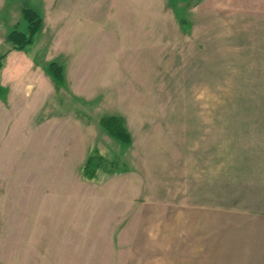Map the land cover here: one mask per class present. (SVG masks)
<instances>
[{
  "label": "rangeland",
  "instance_id": "rangeland-1",
  "mask_svg": "<svg viewBox=\"0 0 264 264\" xmlns=\"http://www.w3.org/2000/svg\"><path fill=\"white\" fill-rule=\"evenodd\" d=\"M199 1L0 0V264H26L25 246L133 264L132 245L205 242L208 210L264 214V60ZM24 8L43 26L21 52ZM94 155L113 167L88 179Z\"/></svg>",
  "mask_w": 264,
  "mask_h": 264
},
{
  "label": "crops",
  "instance_id": "crops-1",
  "mask_svg": "<svg viewBox=\"0 0 264 264\" xmlns=\"http://www.w3.org/2000/svg\"><path fill=\"white\" fill-rule=\"evenodd\" d=\"M203 2L197 5L204 6ZM216 4L218 9L213 11L219 21L224 18L221 11H232L228 19L232 25L227 26L236 29L237 43H247L250 59L264 60V0H216ZM206 213L214 226L201 231L205 242L132 245L122 250L123 256L133 264H146L147 260L153 264H264V214L219 208ZM225 220L231 224L225 226ZM33 248L25 246L24 263L48 264L49 248Z\"/></svg>",
  "mask_w": 264,
  "mask_h": 264
},
{
  "label": "trees",
  "instance_id": "trees-1",
  "mask_svg": "<svg viewBox=\"0 0 264 264\" xmlns=\"http://www.w3.org/2000/svg\"><path fill=\"white\" fill-rule=\"evenodd\" d=\"M22 15L24 21L28 25V33L24 34L15 30L7 37V41L12 44L13 48L21 52L34 44L35 37L41 31L43 26L42 18L32 9L24 8ZM2 59L3 57L0 58V71L2 69ZM48 73L56 82L63 84V69L57 63H51L48 66ZM100 125L112 138L117 140L122 145H131L132 137L126 128L125 121L122 117H103L100 120ZM112 167V163L106 161L104 157L94 155L88 158L83 174L88 179H94L96 178L99 170L110 169Z\"/></svg>",
  "mask_w": 264,
  "mask_h": 264
}]
</instances>
